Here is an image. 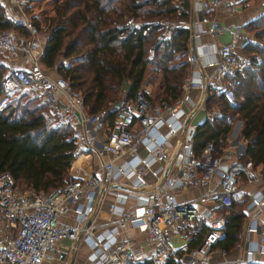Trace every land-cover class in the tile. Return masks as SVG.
Here are the masks:
<instances>
[{
    "label": "built area",
    "instance_id": "obj_1",
    "mask_svg": "<svg viewBox=\"0 0 264 264\" xmlns=\"http://www.w3.org/2000/svg\"><path fill=\"white\" fill-rule=\"evenodd\" d=\"M31 1L6 0L0 8L12 24L25 29L0 28V49L18 50L22 55V63L4 74L2 87L6 91L34 88L52 94L58 101L56 123H71V136L78 152L97 155L100 163L89 171L81 165L70 166L64 181L50 190L18 188L8 174H0V264H41L44 260L61 259L65 249L58 245L59 240L78 237L89 247L84 264H127L142 258L129 243L119 239L129 226L144 231L155 244L149 254L153 263L166 264L167 258L177 256L171 245L172 226L179 219L191 221L198 214L206 218L209 228L197 246L178 257L182 264H207L213 252H225L224 248L212 245L225 217L206 206L200 209L197 202L211 200L229 205L240 180L246 184H263L250 190L245 202L250 214L245 233L247 236L254 233L255 237L247 239L240 260L248 262L255 254H264V219L258 216L264 210L261 169L241 159L222 167L221 155L214 152L212 140L197 152L188 136L189 119L197 108L204 107L210 87L228 102L235 101L234 89L225 75L250 63V57L237 50V28L227 40L218 44L209 42L212 47L209 57L204 58L203 50L194 44L203 24L211 34L218 30L207 9L222 7L235 11L240 0H189L187 17L162 20L167 34L177 27L187 28L188 64H198L201 69L211 65V75L196 71L197 74L184 76L180 93L172 101L155 99L138 90L134 96L123 99L112 118L104 108L88 111L79 89L65 76L51 74L42 66L39 24L28 11ZM254 1L264 7V0ZM131 21V17L126 19ZM148 173L153 177L151 180ZM214 176L216 188L196 198L176 196L175 190L208 185ZM108 193L113 196L108 209L117 217L96 231L94 216ZM128 199L131 202L122 205ZM69 211L72 221H62L61 216ZM237 244L241 245V241Z\"/></svg>",
    "mask_w": 264,
    "mask_h": 264
},
{
    "label": "trees",
    "instance_id": "obj_2",
    "mask_svg": "<svg viewBox=\"0 0 264 264\" xmlns=\"http://www.w3.org/2000/svg\"><path fill=\"white\" fill-rule=\"evenodd\" d=\"M53 2L54 12L46 17L40 43V61L44 68L55 67L56 74L62 72L74 88L82 90L88 111L104 108L112 118L123 99L140 90L148 64L162 71L164 97L160 99L172 101L179 95L181 79L188 69V59L179 48L184 47L188 30L177 27L165 35L155 20L163 13L177 12V17H187L189 0ZM129 15L139 16L141 22L127 23ZM147 15L152 18L144 17ZM253 22L255 40L245 46L252 52L250 64L228 73L235 101L228 102L213 90L216 97L211 100L218 101L220 112L193 128L190 139L197 152L212 140L218 153L234 118L240 117V133L246 143L240 159L254 166L260 164L264 174V14ZM9 26L21 28L0 11V28ZM3 76L0 72V174H8L15 185L50 190L64 181L79 156L71 136L73 126L54 122L52 104L34 88L4 90ZM210 102L209 98L207 104ZM226 210L223 234L212 245L227 250L238 241L245 214L236 199ZM197 226L187 248L195 247L202 237L203 223ZM183 250H176L177 256L167 258L166 264H181L178 256ZM127 264L154 263L145 257Z\"/></svg>",
    "mask_w": 264,
    "mask_h": 264
},
{
    "label": "crops",
    "instance_id": "obj_3",
    "mask_svg": "<svg viewBox=\"0 0 264 264\" xmlns=\"http://www.w3.org/2000/svg\"><path fill=\"white\" fill-rule=\"evenodd\" d=\"M6 0H0V4L2 5ZM51 1L53 0H46ZM53 5V4H52ZM51 5V10L48 11L47 15L53 14L54 10ZM207 15L211 20L215 21L217 24L218 30L215 34H211L205 28L206 25L203 24V30L200 32L197 39L194 40V44L198 49L203 50L204 58L211 56L212 47L208 44L210 41H214L216 44L219 42L225 41L229 38L232 30L237 28L239 32V43L237 45V50L241 54H246L251 57L250 51L246 49V44L248 42L255 40V28L253 25V21L256 20L260 15L264 14V7L258 5L254 0H240L237 2V9L235 11H229L222 7H210L206 10ZM20 31H25L24 28H19ZM189 39L186 40V42ZM186 45V43H185ZM185 45L183 48H179V50H184V55L188 57V51L185 49ZM0 53L3 55V63L6 68H13L22 63V55L20 51H6L4 49H0ZM203 54H199L200 57H203ZM251 60V59H250ZM250 64V63H249ZM247 67V66H246ZM49 70L51 74H56L57 71L55 67H51ZM244 68H236L228 71L225 75V78L230 82L229 77L227 76L230 72H235V70H241ZM196 71H199L201 75L209 76L213 71V66L208 65L201 69L200 65H192L188 64L186 75H194L197 74ZM183 76V77H184ZM126 89V88H125ZM214 88L210 87L208 94L205 98L204 107L197 108L194 113L191 115L189 119V127L193 126V128L197 127L201 124L207 117L212 118L211 109H216L218 113L220 112L219 103L214 99L216 96L212 94ZM42 93V96L46 98ZM212 94V95H211ZM49 96V103L52 104L56 99L52 94H47ZM192 95L196 98L195 91L192 90ZM210 98V104H207V100ZM86 107V106H85ZM87 109V107H86ZM201 115V116H200ZM242 125V119L240 117H235L233 123L231 124L230 129L226 133L225 143L223 144L221 150L218 152L221 155V166L224 167L227 163L240 159L241 155H243L246 143L244 137L240 133V128ZM191 132L193 129L191 128ZM85 153V152H84ZM141 153H144V150H141ZM87 156L84 158V161L81 162V166L83 170L89 171L92 168H96L97 164L100 163V159L97 155H91L86 153ZM74 161V160H73ZM78 165V164H77ZM74 162L71 163V166H77ZM72 167V169H73ZM256 167L260 168L261 165L257 164ZM172 170V168H170ZM147 178L151 180L153 177L151 174H147ZM217 178L214 176L212 180L205 186L198 187H189L185 189H177L175 190L176 196L180 199L184 198H196L202 192L216 188ZM263 184L253 185L246 184L242 180H240L237 190L232 193V200H238L240 204V208L243 210L245 217L243 219V223L240 229V234L238 237V241H241V245L234 243L229 249H225V252L215 251L209 257V261L207 264H264V254H255L251 261H242L240 257L243 255V247L247 243L248 238H254L255 234L250 233L249 236L245 233V227L249 220V213L245 208V202L248 198L249 191L254 187H263ZM113 200V196L111 193L106 194L104 201L101 207L97 210L93 224L96 231L101 230L106 225L113 222L117 214L111 212L108 209L109 203ZM131 202L130 199L126 200L122 205H127ZM198 207L202 209L203 207H209L214 213L223 214L225 217V213L227 212V205H223L220 203H215L211 200H207L205 202H197ZM260 219H264V210L258 214ZM61 220L64 222L72 221V213L69 211L61 216ZM203 223V233L200 238L199 243L204 238L206 231L209 228V223L206 218L202 214H198L193 220L189 221L184 218L179 219L177 223L171 228V245L175 250L184 249L183 251L189 250L188 243L189 240L196 235V229L198 228L197 224ZM2 221L0 220V226ZM86 223V222H85ZM223 227L220 230L219 236L223 234ZM218 236V237H219ZM121 241H125L130 244L132 249L136 252H139L142 258L149 257V254L154 250L155 244L150 241L144 231L139 230L136 227L129 226L127 227L119 236ZM175 242V244H174ZM198 243V244H199ZM197 244V245H198ZM58 245H60L63 249H65V253L63 258L61 259H53V260H44L41 264H84L86 262V255L88 254L89 247L82 242V240L78 237L74 240L70 238H64L59 240ZM196 245V246H197ZM218 247V246H216ZM221 248V247H220ZM223 248V247H222ZM182 251V252H183ZM141 258V259H142ZM182 264V263H181Z\"/></svg>",
    "mask_w": 264,
    "mask_h": 264
},
{
    "label": "rangeland",
    "instance_id": "obj_4",
    "mask_svg": "<svg viewBox=\"0 0 264 264\" xmlns=\"http://www.w3.org/2000/svg\"><path fill=\"white\" fill-rule=\"evenodd\" d=\"M54 1V0H53ZM54 3V2H53ZM51 1H46V0H32L31 3L29 4L28 7V11L34 16L37 24H39V38H40V43L42 40V36L44 35V27L46 25V17L50 16L47 15V9L48 11L51 10V5L53 4ZM53 7V5H52ZM128 17L132 18L131 22H127V23H131V24H139L141 22V19L139 18V16H134V15H129ZM127 17V18H128ZM144 17H148V18H152L147 16ZM175 18H177V12L175 13H163L162 15L158 16L156 18V22H158L161 26V31L163 30L165 35H169L166 33L163 25H162V20H174ZM174 52H178V49H175ZM3 55L0 53V62H3L2 59ZM64 62H67L66 59H64ZM0 67H1V76H3L4 74H6L10 69L12 68H4L2 65V63H0ZM52 69L51 67L49 68V70ZM59 75L63 74L62 72H58ZM228 76V74H227ZM230 84V82H229ZM231 85V84H230ZM232 86V85H231ZM20 90H31L32 88H25V87H19ZM139 89L143 92H145L146 94L150 95L151 97L155 98V99H160L162 97H164L163 95V76H162V71L159 69V67H156L154 64H148L146 69L144 70L143 73V78L141 81V84L139 86ZM34 90V89H32ZM81 90V89H80ZM82 91V90H81ZM34 92L38 95H41L43 92H37L36 90H34ZM47 99H49V96L47 94H43ZM58 106V101H54V103H52V109H50V113L54 119V122H56V118H55V113H56V109ZM211 115L215 116L216 114H218V111L216 109H211ZM201 116V115H200ZM75 163V162H74ZM16 186L18 188H22L23 186H21L20 184L16 183ZM175 244V242H174Z\"/></svg>",
    "mask_w": 264,
    "mask_h": 264
},
{
    "label": "bare ground",
    "instance_id": "obj_5",
    "mask_svg": "<svg viewBox=\"0 0 264 264\" xmlns=\"http://www.w3.org/2000/svg\"><path fill=\"white\" fill-rule=\"evenodd\" d=\"M86 156H87V154L84 153V152L79 153V156H78L77 160L75 161V164H76V165H77V164L80 165L81 162L84 161V158H85Z\"/></svg>",
    "mask_w": 264,
    "mask_h": 264
},
{
    "label": "water",
    "instance_id": "obj_6",
    "mask_svg": "<svg viewBox=\"0 0 264 264\" xmlns=\"http://www.w3.org/2000/svg\"><path fill=\"white\" fill-rule=\"evenodd\" d=\"M191 128L193 129V126H191L190 129H191ZM188 136L190 137V133L188 134Z\"/></svg>",
    "mask_w": 264,
    "mask_h": 264
}]
</instances>
